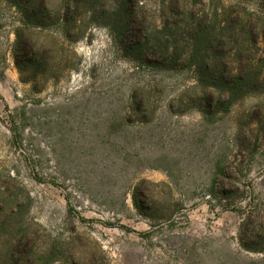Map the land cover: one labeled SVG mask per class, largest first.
I'll list each match as a JSON object with an SVG mask.
<instances>
[{"label":"rangeland","instance_id":"obj_1","mask_svg":"<svg viewBox=\"0 0 264 264\" xmlns=\"http://www.w3.org/2000/svg\"><path fill=\"white\" fill-rule=\"evenodd\" d=\"M209 2L217 32L224 9L264 21V0H133L122 35L116 0H0V186L21 198L0 264L24 228L53 264H264V32L237 24L226 70L191 64Z\"/></svg>","mask_w":264,"mask_h":264},{"label":"trees","instance_id":"obj_2","mask_svg":"<svg viewBox=\"0 0 264 264\" xmlns=\"http://www.w3.org/2000/svg\"><path fill=\"white\" fill-rule=\"evenodd\" d=\"M33 1L35 7H38L40 5L44 6L47 3V0ZM107 1L108 0H62L68 11H71L73 8H76V10L79 11L82 8V13H84L83 8L87 7L88 4L96 5V2H99V5L104 9L105 12H108ZM116 1L118 6L116 12L120 21V33L122 35H125L129 23L128 10L126 8L131 4V2H133V0ZM72 3H74L75 7L72 5ZM43 6H41L38 11V13L40 12V15L38 17L42 18V20L47 18V13L44 12ZM242 13L244 14V17L240 16ZM191 15L195 16L196 13L192 12ZM219 15H221V12L218 6L213 5L209 2L204 7V19L197 18L196 23L191 26V36L194 38L193 41L197 40L198 37L203 34L209 36L206 45L207 47L203 51L199 50V47L194 46L193 50L190 53L191 64H194V58L198 56L199 59L196 61L198 63H202L205 69H211L214 66L217 68L221 67L223 70H226L227 63L228 61H231V55L233 52L231 53L230 49L225 48L227 45L222 42L223 38L230 36L231 38H229L228 41L236 42L237 38H235V31L237 33L238 30L236 29V27L239 23L241 28H245V23L250 26L247 31L251 33L252 38L255 35L254 33L257 31V29L259 30L257 32L258 34L260 31L264 32V21H262V18L257 17L255 13L247 11L246 9H243V11L238 9H224L223 15L225 17V26L222 27L220 32H217L215 23ZM240 17L241 20L239 21ZM36 19L38 20V18ZM246 19L248 22L246 21ZM39 24L43 25V22H40ZM251 41L256 43V39L254 38ZM193 44H195V42H193ZM246 50H248L247 46H245L243 43H237V48L235 49L233 55L237 60L239 59L241 61H245V59L247 58ZM252 78L253 76L251 74L241 70V74L233 77L231 79V82L234 83L237 80H246ZM210 79L212 80L214 85H217L218 83L227 87L233 85L230 84V81H221V79L226 80V77L222 75L216 77L211 76ZM203 93H205L206 95L208 94L209 96H213V92H211V90H203ZM14 189L15 186L10 181H6L3 186H0V219L1 215L4 214V212H7L5 215H8L10 213L15 214V209L18 208L21 204L19 192H16ZM21 233L22 234H20L16 238L17 240H15V243H13V248L11 247L9 251H7V254H11V264H53L58 260V254L54 249L50 250L49 252L42 251L40 247H36L33 249L32 243H34V241L32 240L30 229L24 228L21 230ZM26 248H29V250H26Z\"/></svg>","mask_w":264,"mask_h":264}]
</instances>
